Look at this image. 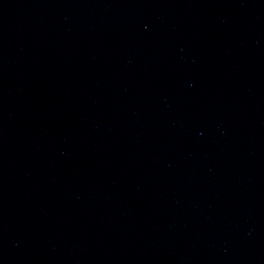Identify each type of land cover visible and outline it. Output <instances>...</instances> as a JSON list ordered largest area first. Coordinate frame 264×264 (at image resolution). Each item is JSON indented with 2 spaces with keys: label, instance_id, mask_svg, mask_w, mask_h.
<instances>
[{
  "label": "water",
  "instance_id": "1",
  "mask_svg": "<svg viewBox=\"0 0 264 264\" xmlns=\"http://www.w3.org/2000/svg\"><path fill=\"white\" fill-rule=\"evenodd\" d=\"M0 264H264V0H0Z\"/></svg>",
  "mask_w": 264,
  "mask_h": 264
}]
</instances>
